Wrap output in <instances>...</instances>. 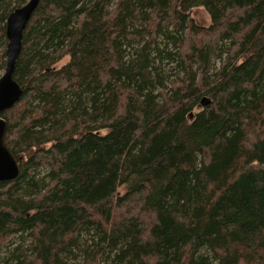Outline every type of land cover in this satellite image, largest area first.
Listing matches in <instances>:
<instances>
[{
  "label": "trees",
  "instance_id": "obj_1",
  "mask_svg": "<svg viewBox=\"0 0 264 264\" xmlns=\"http://www.w3.org/2000/svg\"><path fill=\"white\" fill-rule=\"evenodd\" d=\"M14 79L0 264H264V0H40Z\"/></svg>",
  "mask_w": 264,
  "mask_h": 264
},
{
  "label": "water",
  "instance_id": "obj_2",
  "mask_svg": "<svg viewBox=\"0 0 264 264\" xmlns=\"http://www.w3.org/2000/svg\"><path fill=\"white\" fill-rule=\"evenodd\" d=\"M40 0H28L25 5L15 9L6 19L5 68L0 77V183L12 182L20 174L16 158L4 144L7 123L1 115L13 108L22 98L23 90L15 81L14 74L19 59L25 29ZM202 100V104H207Z\"/></svg>",
  "mask_w": 264,
  "mask_h": 264
},
{
  "label": "rangeland",
  "instance_id": "obj_3",
  "mask_svg": "<svg viewBox=\"0 0 264 264\" xmlns=\"http://www.w3.org/2000/svg\"><path fill=\"white\" fill-rule=\"evenodd\" d=\"M191 18L194 20V23L200 27L208 28L210 26L209 15L207 14V12L203 8H196V9L192 10ZM68 61H69L68 58H64L61 62H59L56 65L55 68L56 69L61 68L62 66L67 64ZM216 65L218 66V64H216ZM3 72L4 71L0 72V77L3 75ZM40 177H43V173L41 174Z\"/></svg>",
  "mask_w": 264,
  "mask_h": 264
}]
</instances>
